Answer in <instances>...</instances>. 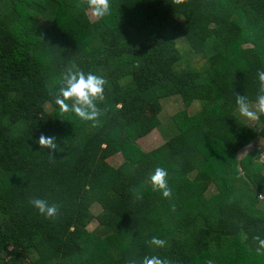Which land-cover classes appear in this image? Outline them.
<instances>
[{"label": "trees", "instance_id": "1", "mask_svg": "<svg viewBox=\"0 0 264 264\" xmlns=\"http://www.w3.org/2000/svg\"><path fill=\"white\" fill-rule=\"evenodd\" d=\"M75 4L0 0V264L152 254L264 264L251 239L264 234V161L237 157L264 143V123L256 130L235 111L236 95L255 99L264 70V0H110L109 15L93 21ZM73 64L105 78L95 124L61 115L49 96ZM171 97L184 107L171 136L142 150L136 141L160 126ZM42 134L57 151L40 149ZM156 166L167 169L169 198L152 190ZM31 197L57 204V217L38 215ZM153 235L164 249L146 246Z\"/></svg>", "mask_w": 264, "mask_h": 264}, {"label": "clouds", "instance_id": "2", "mask_svg": "<svg viewBox=\"0 0 264 264\" xmlns=\"http://www.w3.org/2000/svg\"><path fill=\"white\" fill-rule=\"evenodd\" d=\"M75 8L84 10L94 19H103L110 13V0H76ZM259 81L255 99L249 100L244 95L235 96V111L249 125L255 126L264 123V70L257 71ZM58 87L55 91L49 90V96L61 115L73 114L81 121L97 123L101 116L99 103L104 101L105 78L93 72H84L74 64L67 66L57 81ZM37 144L42 148L54 152L58 150L56 138L44 136L37 139ZM52 157L51 155H49ZM167 169L156 166L148 176L153 191L160 192L164 198L171 196V189L168 186ZM28 203L45 220H53L58 215V206L40 197H31ZM255 243L254 252L257 255H264V234H255L251 237ZM146 246L155 252L166 247L167 241L158 236H151L145 241ZM127 264H172V261L157 254L144 255L139 260L130 259ZM208 264H212L209 260Z\"/></svg>", "mask_w": 264, "mask_h": 264}, {"label": "rangeland", "instance_id": "3", "mask_svg": "<svg viewBox=\"0 0 264 264\" xmlns=\"http://www.w3.org/2000/svg\"><path fill=\"white\" fill-rule=\"evenodd\" d=\"M89 19L91 21L94 20V18H91L90 15H88ZM178 45L180 48L183 50V52H186L187 47L185 44L181 41H179ZM190 61L192 64L197 65L198 67L201 65V60L198 59V57L193 56L190 58ZM201 104L198 102H194L191 108L188 110L189 114L196 113L197 111L200 110ZM183 104L181 100L177 97H171L168 99L166 102H163L162 106V111L159 116L160 118V126L154 130H152L149 134L145 135L144 137L138 139L136 143L138 146L144 150V151H150L162 143H164L172 134L173 132V126H172V121L171 117L175 114H177L179 111L183 109ZM47 109H49L47 107ZM249 125V124H248ZM253 127L254 129L258 130L260 127V124H257L255 126L249 125ZM262 151H264V143L262 141L260 142H255L247 145L246 147L242 148L238 153L237 157L239 159H245V161L250 162L251 157L253 155L258 154L259 156V161L262 162L264 155H262ZM261 158V159H260ZM122 158L120 154H117L111 158L108 159V162L113 165L117 166L121 163ZM232 162V161H230ZM212 189V188H211ZM210 189V191H211ZM209 191V192H210ZM99 208L97 206L92 207V211L94 214L98 212ZM96 226V222H92L88 225L87 229L92 230ZM214 262H218L219 264L222 263V260L220 257H217L214 259Z\"/></svg>", "mask_w": 264, "mask_h": 264}, {"label": "built area", "instance_id": "4", "mask_svg": "<svg viewBox=\"0 0 264 264\" xmlns=\"http://www.w3.org/2000/svg\"><path fill=\"white\" fill-rule=\"evenodd\" d=\"M262 155H264V151H262ZM261 158H263L262 160H264V157L261 156ZM261 158H260V159H261Z\"/></svg>", "mask_w": 264, "mask_h": 264}]
</instances>
